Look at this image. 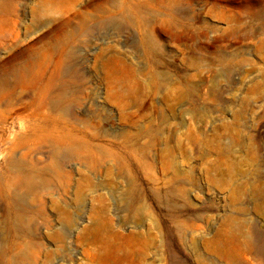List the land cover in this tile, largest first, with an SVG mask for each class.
<instances>
[{
	"label": "rangeland",
	"instance_id": "rangeland-1",
	"mask_svg": "<svg viewBox=\"0 0 264 264\" xmlns=\"http://www.w3.org/2000/svg\"><path fill=\"white\" fill-rule=\"evenodd\" d=\"M257 2L0 0V264H264Z\"/></svg>",
	"mask_w": 264,
	"mask_h": 264
},
{
	"label": "bare ground",
	"instance_id": "bare-ground-1",
	"mask_svg": "<svg viewBox=\"0 0 264 264\" xmlns=\"http://www.w3.org/2000/svg\"><path fill=\"white\" fill-rule=\"evenodd\" d=\"M222 1H224V0H213L214 5H216L217 3L222 2ZM259 2H260V4L262 3L260 0H258V2L256 4H254L255 6H249V7L247 6L246 7L247 8V12L252 17H254V20L257 19L258 16H260V15L262 16V14H264V5H260Z\"/></svg>",
	"mask_w": 264,
	"mask_h": 264
}]
</instances>
